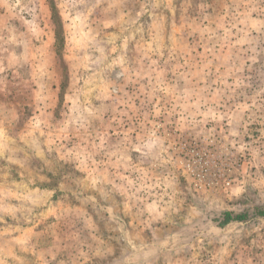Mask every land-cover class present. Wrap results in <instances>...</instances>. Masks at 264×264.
<instances>
[{"label":"rangeland","instance_id":"374dc122","mask_svg":"<svg viewBox=\"0 0 264 264\" xmlns=\"http://www.w3.org/2000/svg\"><path fill=\"white\" fill-rule=\"evenodd\" d=\"M258 210L264 0H0V264H264Z\"/></svg>","mask_w":264,"mask_h":264},{"label":"trees","instance_id":"16d2710c","mask_svg":"<svg viewBox=\"0 0 264 264\" xmlns=\"http://www.w3.org/2000/svg\"><path fill=\"white\" fill-rule=\"evenodd\" d=\"M259 214H264V210H258ZM246 214H233L230 211H226L223 213V218L219 221V225L221 226H225L226 224H228L229 222H231L232 220H243L245 218Z\"/></svg>","mask_w":264,"mask_h":264}]
</instances>
